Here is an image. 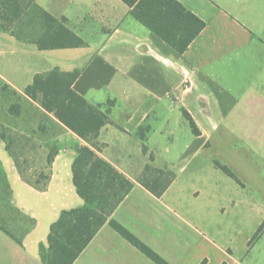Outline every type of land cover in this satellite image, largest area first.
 Listing matches in <instances>:
<instances>
[{"label": "crops", "instance_id": "0c3cea01", "mask_svg": "<svg viewBox=\"0 0 264 264\" xmlns=\"http://www.w3.org/2000/svg\"><path fill=\"white\" fill-rule=\"evenodd\" d=\"M180 1L206 22L183 54L122 0H37L68 19L87 42L80 47L39 49L0 27V85L21 96L18 113L0 114V201L8 196L36 220L23 244L0 228V264H46L40 244L48 245L52 223L62 210L85 204L73 163L77 148L89 144L25 93L36 74L55 67L81 70L74 89L110 110L96 151L133 187L109 220L169 264H264V232L248 238L241 253L229 239L232 229L245 228L237 197L257 191L240 166L252 164L248 181L264 180V0ZM142 125L149 127L145 140L137 133ZM147 164L176 173L161 196L141 181L153 177ZM109 220L73 264H158Z\"/></svg>", "mask_w": 264, "mask_h": 264}, {"label": "trees", "instance_id": "16d2710c", "mask_svg": "<svg viewBox=\"0 0 264 264\" xmlns=\"http://www.w3.org/2000/svg\"><path fill=\"white\" fill-rule=\"evenodd\" d=\"M130 7V14L148 27L157 36L183 54L206 27V22L188 9L180 0H122ZM66 17H56L43 8L37 0H0V27L18 40L35 44L39 49L80 47L87 42L67 25ZM81 70L64 71L59 67L34 76L25 93L84 139L89 145L77 148L78 155L73 163L74 183L77 192L85 200L79 207L64 209L52 223L48 245L40 244V256L46 264H73L99 229L110 219L113 211L132 189L133 183L116 167L100 157L96 151V139L101 129L112 123L110 110L94 105L73 87ZM12 91L18 99L20 94ZM111 101V100H110ZM20 100L13 104L12 111L18 113ZM190 121L194 134L200 129L190 113L183 109ZM148 126H140L137 133L145 140ZM93 146V147H91ZM144 152L148 147L143 144ZM153 160V155H150ZM51 160V157H50ZM228 175L241 181L226 165L218 163ZM145 171L153 177L141 180L153 193L161 196L176 178L173 170L154 168L147 164ZM10 211L0 207V228L23 244V235L32 229L36 220L22 213L12 204ZM110 224L124 237L136 245L158 264H169L149 246L114 219ZM264 232V222L251 241H256ZM204 264V262L202 263ZM225 264V263H223Z\"/></svg>", "mask_w": 264, "mask_h": 264}, {"label": "rangeland", "instance_id": "374dc122", "mask_svg": "<svg viewBox=\"0 0 264 264\" xmlns=\"http://www.w3.org/2000/svg\"><path fill=\"white\" fill-rule=\"evenodd\" d=\"M3 88L4 87L0 85V114L6 112L8 109H11L13 104H17L20 100L12 94V91L4 90ZM203 156H206V153H204ZM216 157L221 159V152L216 154ZM240 167L242 176L247 180L246 183L249 185H256L257 191H250L247 189L246 193H242L241 197H237V199H240L242 204L245 206V228H242L241 226L232 229L230 231L231 236L229 239L232 241L233 246L238 249V253L243 251L244 244L248 242V238L253 236L255 231L254 229L264 220V180H253V182L248 181L253 177V174L249 171L252 164H246V166L242 165ZM9 206V198L8 196H5L4 199L0 201V207L4 212H9ZM250 243H252V241H250Z\"/></svg>", "mask_w": 264, "mask_h": 264}]
</instances>
